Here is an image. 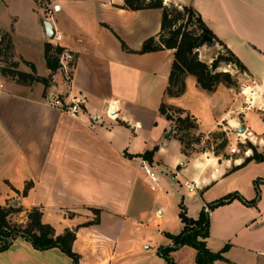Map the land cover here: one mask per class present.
<instances>
[{"label": "crops", "instance_id": "1", "mask_svg": "<svg viewBox=\"0 0 264 264\" xmlns=\"http://www.w3.org/2000/svg\"><path fill=\"white\" fill-rule=\"evenodd\" d=\"M45 1L59 5L49 22L61 34V45L73 53L74 64L70 80L47 67L40 0L5 3L8 17L0 16V28L9 34L18 69L30 71L31 63L35 74L49 78L45 86L12 77L1 81L0 200L15 198L18 214L38 207L40 220L54 234L73 229L70 247L77 264H163L162 256L147 257L152 235L144 230L159 231L179 219L166 210L170 187L197 194L201 207L231 190L247 200L255 195L246 189L245 166L253 161L234 167L249 154L233 156L213 148L203 153L189 146L191 141L183 147L173 120L158 106L163 102L189 114L195 135L222 129L233 133L242 126L243 133H251L249 139L264 141V0H167L193 7L244 66H216L235 84L218 82L210 90L187 73L184 87L191 75V98L178 104L169 97L177 95L163 93L173 49L137 51L147 37L158 41L160 8L130 9L122 0ZM208 47L202 44L195 50L209 64L216 50ZM46 92L60 94L64 101L81 92L85 119L44 104ZM252 121H260V134L251 131ZM153 146L149 159L140 156ZM142 160L155 182L141 168ZM233 177L239 179L228 186ZM184 179L193 181L192 192L180 184ZM259 181L253 203L234 197L207 210L205 247L216 251L226 244L222 258L212 264H264V176ZM157 200L163 203L152 209ZM179 223L177 231L166 232H178ZM188 249L185 259L171 257V264H195V249ZM0 264H71V258L58 247L39 249L16 236L0 250Z\"/></svg>", "mask_w": 264, "mask_h": 264}, {"label": "trees", "instance_id": "2", "mask_svg": "<svg viewBox=\"0 0 264 264\" xmlns=\"http://www.w3.org/2000/svg\"><path fill=\"white\" fill-rule=\"evenodd\" d=\"M122 6L130 9H140L149 7H158L161 10L159 29L156 37L160 42L158 45L153 43L154 37L145 38L138 52L156 49L160 47L172 48L173 57L167 75V82L163 93L166 95H178L184 88V76L189 73L194 75L197 84L206 90L212 89L216 83L222 82L226 85H234L235 80L227 71L211 69L210 64L200 60L195 50L201 43L202 35L210 36L211 40L218 42L224 49L223 52L216 51L215 56L211 60V64L217 66L218 62L229 63L235 65L238 69H244L238 58L224 46L210 29L205 25L199 13L190 5L174 4L169 1L164 3L162 0H122ZM2 49L0 53L6 54L11 49L9 34L4 31L2 37ZM123 48H126L121 42ZM49 43L44 44V58L50 71L56 68V58L49 51ZM59 50V48H56ZM30 71H23L16 68V61H10L6 66L0 68L1 74H7L16 81L22 83H31L40 81L45 85L48 83V76H40L34 73L33 64H29ZM158 110L166 117L171 118L167 110L181 112L179 107H167L163 102L158 106ZM195 124L193 118L189 114L182 116L177 115L174 119V130L176 137L182 143L183 147L188 145L190 141H184V135L188 134V129ZM156 146L144 150L140 153L145 159H149ZM264 158V153H258L252 149V153L244 157L243 161L234 167L243 165L250 159L259 160ZM25 191V186L22 192ZM257 187H255V195L250 199H243L236 191L227 192L218 198H215L206 204L207 210L211 206L224 203L234 197L242 199L246 203H253L257 197ZM19 205H1L0 204V250L5 249L10 241L16 236H22L29 240L30 243L39 249L48 247H58L62 252L71 258V264H77V254L71 249V241L74 238V230L65 228L62 232L54 234L50 224L40 220V210L36 206H32L26 212L27 221L25 225L10 224L6 215L11 212H18ZM203 206L200 208L197 217L186 216L182 204L179 205L177 213L180 221L183 223L182 228L176 233L166 232L171 238V245L158 248V252L164 257L163 264H171L168 257V251L176 245L187 243L195 249V264H212V260L222 258L221 252L225 249L226 244L219 250L210 251L204 245L203 238L207 235L208 212ZM97 212V209L94 208ZM94 217L92 220H96Z\"/></svg>", "mask_w": 264, "mask_h": 264}, {"label": "rangeland", "instance_id": "3", "mask_svg": "<svg viewBox=\"0 0 264 264\" xmlns=\"http://www.w3.org/2000/svg\"><path fill=\"white\" fill-rule=\"evenodd\" d=\"M41 1L42 0H40V6H42ZM162 1H164V0H162ZM164 2L168 3L169 1L165 0ZM5 3L7 4L8 0H0V16L5 14V11H4L5 10ZM15 3L19 4L18 1H16ZM5 16L8 17V14H5ZM46 19H50V17H46ZM202 44H207V46H209L208 47L209 49L207 48V50H211V51L216 50V51H220V52L224 51L223 47L219 43H217L213 40H211L209 42L204 41L200 45H202ZM10 61H16V60H14V57L12 54V49H9V51L6 54L0 53V68L2 66H6V64ZM229 66L231 68H233L232 64L224 63L222 61L218 62V65H217L218 68L225 67V69L229 68ZM16 68H18L17 61H16ZM213 69L214 70H220V69H216V67ZM190 76L191 75H188L187 82L185 81L184 90L180 95L169 96L171 98V101H172L171 103H174V104L184 103L185 101H187V99L191 98V94L190 95L188 94L189 90L193 87V83H191V77ZM4 78H10V76L7 74L3 75L0 73V81H2V79H4ZM250 129L254 134H260V129H261L260 121H252L250 124ZM192 130H193V127L188 129V134L187 135L185 134L183 136L184 141H186V140L192 141V140L196 139L195 133H191ZM238 131L241 132L243 130H238ZM235 138H236V136L234 133L228 132L225 135V133L223 131H221L219 133L212 134L211 140H208L206 142V147L213 148L214 152H223L224 153V149H225V151H228L229 146L234 145L236 148V151L232 153L233 156H236V155H242L243 156L244 154L250 155L252 153V149H254L258 153H264V141H260L256 138H254V139H249V138L246 139L245 138V141L243 143H240ZM250 160H252L253 162L249 163V164L247 163L245 166V168H246V189H249V190H252L255 192V187H257L258 183L260 184L259 179L261 180L264 176V174H262V173H264V158L259 159V160H254V159H250ZM248 161H246V162H248ZM241 166L244 167V164ZM251 176H252V179L249 181L248 178ZM238 179H239L238 177H236V178L233 177L231 179H228V181H227L228 186L230 184H234ZM222 182L223 181H221L219 184L221 185ZM248 182H249V185H248ZM164 187H167V186H164ZM170 188H171V193H168L169 194L168 199H165V200L169 201V203H167V208H166L167 213L169 215L177 214L179 211V205L181 203L182 208H183L186 216H189L193 213V216L197 217L198 212L201 208L200 199L198 198V195L197 194H188L179 185L176 186V189H174V187H170ZM217 191H219V190H217ZM231 191H229V192H231ZM149 196L151 197V194H149ZM9 199H10V197H3V200H0V204L3 206L4 205L6 206L8 204L12 205V206H17V202H16L15 198H13L11 200H9ZM162 203H163L162 201L157 200L153 204H150V205L152 206V209H153ZM212 207H214V206H211L210 209H212ZM26 212L21 213V214L20 213L18 214L16 211L11 212V213L6 215V218L9 220L10 224L25 225V222L27 221ZM148 220L149 219L146 218V221H148ZM179 224H180L179 219H173L172 221L168 222L166 224V226H162L160 228V229H163L162 231H160V229L158 231V227L144 230L145 232L152 235V242L149 243L150 250L147 251V253H146L147 257L151 258L152 256H154L156 258H159L161 256L160 253L158 252V248L166 246V245H171V242H172L171 238L166 235V231L168 229H170L171 232L177 231L179 229ZM141 248H143V247H141ZM186 248H189L188 250H190L189 252H191V250H192L191 248H193V247L187 243H182L180 245H176L168 251V257L169 258L172 257L174 259H175V257L180 258V259H185L186 254H185L184 250ZM170 252H171V254H170ZM162 258L164 259V257H162Z\"/></svg>", "mask_w": 264, "mask_h": 264}, {"label": "built area", "instance_id": "4", "mask_svg": "<svg viewBox=\"0 0 264 264\" xmlns=\"http://www.w3.org/2000/svg\"><path fill=\"white\" fill-rule=\"evenodd\" d=\"M42 2V6H41V12H42V23L44 21H48L49 19H46V17H50L52 15L53 12L57 11L59 8V5L57 2H51V1H41ZM51 24V23H50ZM53 32L52 35L50 37L47 38V42L49 43V51L51 53V55H53L56 58V68L55 70L59 71L62 78L64 80H70V75H71V71L73 68V64H74V56L73 53L64 48L61 43V34L55 30L53 27ZM3 29L0 28V48L2 49V37H3ZM56 48H59V50H56ZM2 84L0 81V88H1ZM232 88H229V90H231ZM243 90L240 89L239 92H242ZM243 93V92H242ZM84 95L79 92L76 95H73L69 100L64 101L61 98L60 94H56V93H51V92H46L43 94L42 96V102L48 106H52L55 107L59 110L65 111L66 113H68L69 115L79 118V119H85L86 114L85 112L82 110L81 108V104L84 103ZM248 104V102H246V105ZM168 113L171 116V119L174 122L175 116L180 115L182 116L181 112H177L174 110H167ZM107 116L111 117L112 115L108 113H106ZM87 118L88 115H87ZM222 131L225 133L224 129H222ZM247 133L249 131H246ZM236 136V140L239 141L240 143H243L245 141V138L241 137L239 131H234L233 132ZM212 138V131L211 130H207L203 133H198L196 134V139L191 141L189 143V146L194 147L197 150L200 151H204L206 148V142L208 140H211ZM248 139V138H246ZM212 144V143H211ZM210 146V145H209ZM212 146V145H211ZM228 151L230 153H233L236 151V148L234 145L229 146ZM141 168L143 169V171L146 173V175L148 176V178L152 181L155 182L156 181V176L154 174V172L150 169L148 163L146 162V160H142L140 163ZM181 185H183L186 190L188 192H192L194 189V183L191 180H182L180 182ZM204 210H207L206 205H203Z\"/></svg>", "mask_w": 264, "mask_h": 264}, {"label": "water", "instance_id": "5", "mask_svg": "<svg viewBox=\"0 0 264 264\" xmlns=\"http://www.w3.org/2000/svg\"><path fill=\"white\" fill-rule=\"evenodd\" d=\"M43 28H44L45 36L46 37H50L52 35V32H53L52 25L50 24V22L44 21L43 22ZM200 40L202 42H204V41H208L209 42V41H211V38H210V36L202 35ZM153 43L156 45L158 43V41L154 40ZM210 67H211V69H213L216 66L211 64V62H210ZM239 130H242V126L239 128Z\"/></svg>", "mask_w": 264, "mask_h": 264}, {"label": "bare ground", "instance_id": "6", "mask_svg": "<svg viewBox=\"0 0 264 264\" xmlns=\"http://www.w3.org/2000/svg\"><path fill=\"white\" fill-rule=\"evenodd\" d=\"M242 92H243V91H242ZM245 93L248 94V91H245ZM243 94H244V92H243ZM238 134H240L241 137H243V138H249V137H251V133H250V132H248V133L244 132V133H243V131H241V132L238 133ZM201 152H203V151H201ZM203 153H204V152H203Z\"/></svg>", "mask_w": 264, "mask_h": 264}]
</instances>
